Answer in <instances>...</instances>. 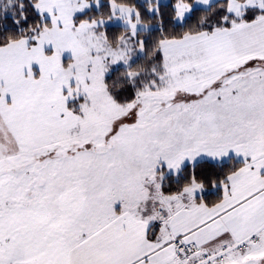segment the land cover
<instances>
[{"label":"snow or ice","instance_id":"1","mask_svg":"<svg viewBox=\"0 0 264 264\" xmlns=\"http://www.w3.org/2000/svg\"><path fill=\"white\" fill-rule=\"evenodd\" d=\"M0 264H264V0H0Z\"/></svg>","mask_w":264,"mask_h":264}]
</instances>
